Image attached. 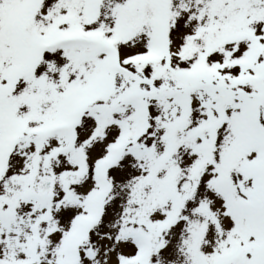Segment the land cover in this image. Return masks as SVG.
<instances>
[{
	"label": "snow or ice",
	"instance_id": "snow-or-ice-1",
	"mask_svg": "<svg viewBox=\"0 0 264 264\" xmlns=\"http://www.w3.org/2000/svg\"><path fill=\"white\" fill-rule=\"evenodd\" d=\"M0 264H264V0H0Z\"/></svg>",
	"mask_w": 264,
	"mask_h": 264
}]
</instances>
